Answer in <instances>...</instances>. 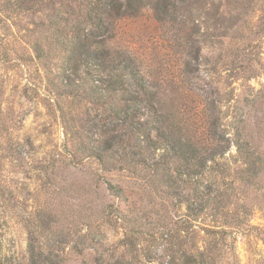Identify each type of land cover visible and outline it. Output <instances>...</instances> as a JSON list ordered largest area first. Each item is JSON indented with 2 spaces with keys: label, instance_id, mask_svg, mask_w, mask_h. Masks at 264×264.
Instances as JSON below:
<instances>
[{
  "label": "trees",
  "instance_id": "obj_1",
  "mask_svg": "<svg viewBox=\"0 0 264 264\" xmlns=\"http://www.w3.org/2000/svg\"><path fill=\"white\" fill-rule=\"evenodd\" d=\"M214 7L218 12L208 0H0V65L12 74L23 71V89L34 94L43 75V104L62 133V152L39 171L52 193L55 168L89 166L87 188L95 195L83 206L85 213L71 207V220L59 231L56 224L41 225L46 245L28 237L19 264H66L83 254L86 239L95 246V234L111 224L129 242L144 238L154 245V253L142 254L146 264H221L225 239L249 229L264 242V231L250 226V209L231 203L242 197L240 187L255 185L264 171L258 152L264 140V88L244 98L245 106L262 107L255 132L248 133V118L236 107L225 111L221 92L214 99L196 85L158 91L143 59L115 43L124 18L147 12L163 37L180 46V40L200 35L207 23L203 15ZM183 67L187 77L200 70L195 60ZM79 105L84 118L76 127ZM18 148L25 149L15 144L13 152ZM104 173L109 180L103 181ZM97 191L113 200L97 204ZM76 224L86 234L80 236ZM135 242L126 244L136 248ZM92 264L108 263L99 258Z\"/></svg>",
  "mask_w": 264,
  "mask_h": 264
},
{
  "label": "rangeland",
  "instance_id": "obj_2",
  "mask_svg": "<svg viewBox=\"0 0 264 264\" xmlns=\"http://www.w3.org/2000/svg\"><path fill=\"white\" fill-rule=\"evenodd\" d=\"M208 4L218 5V12L215 7L207 9L203 15L207 23L200 35L180 40V46L163 37L147 12L124 18L115 43L132 49L143 59L158 91L182 92L196 85L214 99L221 92L224 109L236 107L237 114L248 118V133L250 130L254 133L262 107L259 104L251 107L250 103L245 106L244 98L264 88V0H208ZM188 60L199 63L200 70L187 77L182 70ZM24 79L23 71L12 74L0 65V264L23 263L28 237L46 245L45 236L40 237L41 225L50 223L51 227L53 223L59 231L71 220V207L78 208L81 215L85 213L83 206L87 199L95 198L87 188L89 172H93L89 166L70 164L55 168L57 185L51 193L52 187L39 167L62 152V133L43 104V75L37 78L40 90L35 94L23 89ZM230 109L225 111L230 114ZM83 113L82 105L75 106L76 127L79 119L84 118ZM15 144H23L25 149L13 152ZM258 152L264 157V140ZM226 158L230 163L235 159L234 148ZM104 176L103 181L109 180L105 173ZM254 184L240 187L242 197H233L231 203L235 207L245 204L250 209V226L264 231V171L257 175ZM96 193L97 204L113 200L107 194L103 197L102 191ZM148 201L158 203L153 198ZM182 212L183 208L178 214ZM75 230L80 236L86 234L80 224H76ZM249 231L233 233L225 239L226 245L220 246L221 264H264V242L252 229ZM95 235V246L86 239L80 246L86 247L83 254L69 257L66 264H92L99 258L108 264H146L149 259L142 254L154 253V245L144 238L130 241L137 243L136 248L127 246L130 238L124 236L117 224L106 226L101 235ZM198 235L203 236L200 232Z\"/></svg>",
  "mask_w": 264,
  "mask_h": 264
}]
</instances>
